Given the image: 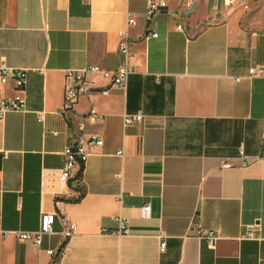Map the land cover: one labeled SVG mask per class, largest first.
Wrapping results in <instances>:
<instances>
[{
    "label": "crops",
    "instance_id": "obj_1",
    "mask_svg": "<svg viewBox=\"0 0 264 264\" xmlns=\"http://www.w3.org/2000/svg\"><path fill=\"white\" fill-rule=\"evenodd\" d=\"M227 1L168 0L146 16L139 0H0V62L26 71L22 88L0 85L25 105L0 120V264H264V159L243 165L264 134V74L247 76L264 65V0ZM121 31L135 63L126 87L101 93L107 80L89 73L63 110L66 73L115 68ZM123 113L142 120L124 126ZM91 135L102 145L60 182L64 147ZM41 212L55 213L54 233L18 240ZM116 215L132 235L101 232ZM69 223L66 251L48 254ZM251 223L258 239L242 236ZM198 229L215 232L213 247Z\"/></svg>",
    "mask_w": 264,
    "mask_h": 264
},
{
    "label": "built area",
    "instance_id": "obj_2",
    "mask_svg": "<svg viewBox=\"0 0 264 264\" xmlns=\"http://www.w3.org/2000/svg\"><path fill=\"white\" fill-rule=\"evenodd\" d=\"M144 5L146 16H151L155 12H160L168 7V0H139ZM228 3H232L233 0H228ZM186 8L191 6V0H186ZM134 22V17L130 11L126 13V24L131 25ZM175 28L178 31H183L180 24H176ZM120 37L119 53L120 61L118 65L110 70L98 69L96 67L82 68L79 70H71L66 73V79L68 83L65 85L64 90V101L62 105L63 110L71 108L75 102L78 94L83 91H87L91 88L90 81L88 80L89 73H98L101 78L106 79L108 87H100L101 93H106L110 87L125 88L127 78L129 75L135 72L134 53L131 48V40L127 37L126 33L121 31L118 33ZM157 34L154 31H149L144 34L145 38L155 37ZM264 74V65L259 64L252 66L248 69L247 76H259ZM239 77H237L238 79ZM26 80V71L23 68H16L5 64L3 61L0 62V85L6 83H12L14 88H22ZM25 109L24 101L17 96L14 97H0V120L2 119L5 112L8 111H22ZM98 113L93 107H91L87 113V117L90 120L98 118ZM38 119L41 120L42 116L38 115ZM142 120L141 113H123L122 123L124 126L130 125L134 122H140ZM102 145V139L96 135H91L86 140H76L72 144H68L64 147L62 154L64 157L63 165L58 169V180L60 182H67L72 175L74 170L82 171V168L87 161V158L92 152V148ZM117 155L122 156L123 151L119 150L116 152ZM7 151L0 149V157L6 158ZM264 159V134L261 137L260 152L259 154L252 157H245L243 165H246L254 160ZM229 163L223 161L221 167H228ZM143 215H146L149 211V205H145L141 208ZM55 213L54 212H41L38 218V227L35 230L30 231H16L15 237L20 241H28L36 246H40L44 236L54 233L53 222ZM116 223V227L113 229L102 228V233L116 234L119 236L132 235L134 232L128 227L125 217L116 215L112 217ZM259 224L251 223L245 226L243 237L248 239H258ZM76 233V228L73 223H69L68 226L60 232L62 242L59 248L55 251L54 249H46V252L52 256L62 254L67 249L68 239ZM158 238V248L160 251L164 250L165 247V235L159 231L156 234ZM197 235L200 238L206 240L207 245L210 247L214 246L216 239L215 232L209 229H198Z\"/></svg>",
    "mask_w": 264,
    "mask_h": 264
},
{
    "label": "trees",
    "instance_id": "obj_3",
    "mask_svg": "<svg viewBox=\"0 0 264 264\" xmlns=\"http://www.w3.org/2000/svg\"><path fill=\"white\" fill-rule=\"evenodd\" d=\"M77 173L80 175L81 171H77Z\"/></svg>",
    "mask_w": 264,
    "mask_h": 264
}]
</instances>
